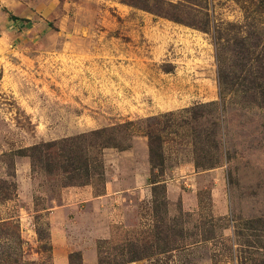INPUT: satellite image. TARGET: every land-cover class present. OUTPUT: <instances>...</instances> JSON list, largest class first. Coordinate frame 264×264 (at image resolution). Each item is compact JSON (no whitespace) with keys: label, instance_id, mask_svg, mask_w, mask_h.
Returning a JSON list of instances; mask_svg holds the SVG:
<instances>
[{"label":"rangeland","instance_id":"obj_1","mask_svg":"<svg viewBox=\"0 0 264 264\" xmlns=\"http://www.w3.org/2000/svg\"><path fill=\"white\" fill-rule=\"evenodd\" d=\"M160 1L205 30L139 8L165 7ZM262 7L264 0H0V220L8 223L0 262L70 264L77 253L72 264H98L100 246L113 258L102 264H264V106L250 92H226L220 123L214 135L206 126L201 143L183 127L163 145L162 177L155 172L165 187L163 224L177 228L188 214L182 226L200 241L184 252L116 261L127 239L153 244L141 134L101 150V177L84 185L33 167L26 151L218 102L216 56L229 78L245 75L231 49L258 28L263 35L252 41L264 43Z\"/></svg>","mask_w":264,"mask_h":264},{"label":"trees","instance_id":"obj_2","mask_svg":"<svg viewBox=\"0 0 264 264\" xmlns=\"http://www.w3.org/2000/svg\"><path fill=\"white\" fill-rule=\"evenodd\" d=\"M159 3V1H156ZM164 4L165 7H158L150 9L148 7H139L146 10L157 17L172 20L184 25L194 26L202 31V27L196 23H189L181 19L180 15L171 13L177 6ZM263 4V3H262ZM260 4V6H262ZM136 7V5H132ZM264 12V7L261 8ZM11 20L16 21L18 18L10 16ZM247 18V17H246ZM28 23V21L26 20ZM258 28L253 34L249 36H242L238 43H234L231 53L237 57L240 63H237V69L246 71L245 75L229 76L224 74L223 66L220 65L218 55L216 56L218 63L217 81H218V102H208L203 104L193 105L184 109L161 113L145 119L136 121H127L111 127L101 128L76 136L63 138L60 140L50 141L34 145L26 151L29 153L28 157L31 160L32 166H40L47 173L59 171L69 182L78 185L89 184L95 179L101 177L100 170L102 169L101 150L105 148H123L125 142L130 141L132 133L137 132L146 138L149 163H150V177L148 182L153 187L152 193V213L154 218L151 238L153 244L144 243L137 239L125 240L119 244V250L116 255V261L125 263L133 262L136 260L146 259L152 256H163L165 254L174 252H184L190 248L197 246L200 241L195 239L197 234L189 233L183 226V218L189 217L188 214L180 213L179 223L177 228H171L163 224L161 214L163 208L165 212V187L163 180L158 181V177L163 175L164 159H163V145L164 143L175 139L179 136V129L188 127L192 139L198 138L199 143L203 140L201 137L204 135L206 138L208 134L205 132L206 126L211 129L218 126L220 123V115L224 108L226 92L230 91L233 94L238 93H252L253 102L256 101L264 106V43L259 45L252 40L261 37L263 32ZM244 60V61H243ZM242 61V62H241ZM247 69V70H246ZM234 81V83H230ZM240 87L241 89H237ZM236 88V89H235ZM214 113L213 115L211 114ZM218 117H215V113ZM213 132V129H212ZM214 135V132L213 134ZM195 136V137H194ZM218 148L221 152V133H218ZM205 139V138H204ZM201 140V141H200ZM194 147L197 143H192ZM196 150V147H195ZM194 150V151H195ZM6 154L0 156L1 159L6 158ZM200 159H195L194 164L196 167H202L199 163ZM155 172L158 177H155ZM7 188L12 190L14 185L9 182ZM158 184V185H157ZM158 186V187H157ZM156 187L161 189V195L158 196ZM6 196L8 199V196ZM162 208V209H161ZM175 220V219H174ZM8 223L0 220L1 228H6ZM196 228V227H195ZM198 229V228H197ZM198 238H203L201 235ZM22 248V241L18 234L16 242L14 241V248ZM153 249V251H149ZM48 255L51 254V248L43 250ZM98 264H102L111 255H107L103 248L98 247ZM77 253H71L68 256L69 263L72 264L77 256ZM113 259V258H112ZM15 263V261H13ZM0 264H2L0 262ZM33 264V263H32Z\"/></svg>","mask_w":264,"mask_h":264}]
</instances>
